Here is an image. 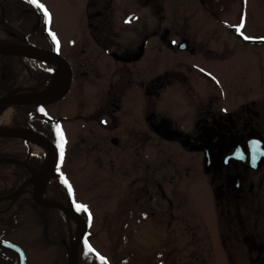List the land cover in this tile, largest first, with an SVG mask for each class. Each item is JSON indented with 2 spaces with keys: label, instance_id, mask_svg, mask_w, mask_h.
<instances>
[{
  "label": "rangeland",
  "instance_id": "rangeland-1",
  "mask_svg": "<svg viewBox=\"0 0 264 264\" xmlns=\"http://www.w3.org/2000/svg\"><path fill=\"white\" fill-rule=\"evenodd\" d=\"M89 1L38 0L51 17L50 27L47 30L48 40L44 37V33L39 32L41 28L38 26V20L29 15V11L13 9L12 14L8 10L6 14L9 18L10 25H7L9 29L21 28L27 33H34L30 38L33 43L43 47L48 41V49L67 57L75 64L76 74L71 93L64 99L65 101L52 106V110L45 108V112L56 119L62 117L65 120L63 125L67 127L68 133L67 138L64 139V160L57 170L56 179L67 181L65 184L68 187L71 186L70 191L73 193L75 203L85 206L86 210L77 206L76 210L88 220L87 241H90L97 253L108 264H116L114 261L116 254L120 257L134 256L132 263L137 264H229L228 258L220 250L222 247L219 242L216 245L212 241L209 246L208 237L202 238L200 245L193 241L195 228L200 226L203 218L198 214L202 209L198 206L199 200L192 190H199L205 186V177L201 176L202 172L195 155L173 143L161 141L149 124L143 123V120L136 125L131 139L127 134L119 147L107 141V131L94 128L91 122H87L86 116H90L95 107H93L94 102L90 91L86 93V88L90 90L93 81L92 76H81V73H84L90 65L88 64L86 69L79 70L77 60H92L93 56L88 52L91 50L90 41H88L90 32L86 25V15L94 10V7H86ZM125 1L114 2L117 4L113 12L115 22L111 18V8L108 13L104 11L103 23L107 26L101 32V43L111 34L110 38L114 45L116 43L115 47L122 46L123 42L129 43L134 40V37L137 34L140 35L145 27L149 29L152 24H156V19L151 20L148 16L149 4L155 5L154 1L147 2L145 5L132 2L136 6ZM229 1L232 2L228 10L231 12L237 10L232 15L236 26L249 37L264 38V0H227ZM162 7L164 15L162 22L164 26L170 27L171 32L168 37L171 42L176 41L179 35H183L191 40L193 46L197 45L193 41L200 44L203 42L206 45H212L213 48H221V53L211 54L210 56L214 58L210 60H191L192 54L189 52L172 53L167 51L166 47L164 49L161 47V52H158L155 37H150L147 55L140 59L144 60L140 64L142 73L148 81L174 73L187 76L196 91L206 84V87L221 89L228 95L237 90L239 93L248 95L264 94V44H245L236 37L239 41L236 45L234 42L228 43L229 37H232L229 35L230 31L220 26L201 30L200 25L213 26L217 21L211 17V21L205 22L202 19L204 18L202 13H199L203 7H196L191 0L164 1ZM126 13L132 15L126 16ZM176 17L182 20L176 21ZM131 21L135 25L128 26L133 24ZM174 23L178 24L180 29L185 28L188 35L173 27ZM227 23L230 24L229 19ZM102 24L100 20L96 23L98 26H103ZM140 25L144 27L138 30L137 26ZM226 42L227 49H224L223 44ZM234 45L235 47L231 49ZM105 48L100 47L96 51L100 53L101 60L110 58L105 53ZM21 60L24 66L21 77L29 75L37 82L39 81L38 73L34 72V69L37 72H45L44 70L49 69L48 77L39 83L42 85L41 88L53 86L56 82L57 67H61L58 63H52L40 57ZM232 60H237L238 66L233 70L228 69L230 68L228 66L226 69V64L231 63ZM196 62L208 68H211L210 64L215 65V71L211 72L212 77L205 79L198 75L194 67ZM88 70L93 72L91 68ZM86 79L88 80L85 81ZM167 79L168 77L164 80L168 82ZM174 84L177 83L174 82ZM8 85V83L0 82V96L13 91L14 87L8 88ZM34 93L37 92L31 94ZM79 96L82 98L72 107L71 104ZM156 99L152 90V94L147 98L148 105H151L147 110L149 115H156ZM184 100L179 93L167 92L161 101L162 111L166 114L176 113L175 119L182 122V114L188 110ZM97 104L98 102L95 105ZM14 112V107H6L3 119L0 121V128L11 124ZM80 113H84L85 117H82ZM89 121L93 122L90 117ZM81 123H83L82 127H80ZM64 126L60 128L63 133H66ZM96 136L100 141L99 144H96V139L91 142L90 137ZM32 146L41 156H47L49 153L47 148L37 142L32 143ZM48 196V192L43 191L45 200ZM167 202L173 203V208H170ZM159 206H163L160 213H153L159 209ZM172 213L177 218H174ZM67 218L68 224L63 235H67V240L73 242L82 229V223L72 215H68ZM160 227L168 231L175 229L180 241L178 243L176 234L172 235V242L169 236L163 235L164 252L158 259L157 244L162 241L159 236L163 233ZM202 232L199 231L198 234L201 236ZM3 233L14 234L15 236L11 237L14 239L28 240L30 237L44 233V228L38 221L34 208L30 204H25L18 213L17 221L11 224L0 221V234ZM127 237L131 240L119 241L120 238ZM117 243L118 248H116ZM176 244L179 248L178 254L172 253ZM129 248L135 249L137 255L130 253ZM30 256L31 264H64L66 259L64 252L60 255L58 245L37 251L31 250ZM243 263L246 264V262Z\"/></svg>",
  "mask_w": 264,
  "mask_h": 264
},
{
  "label": "flooded vegetation",
  "instance_id": "flooded-vegetation-1",
  "mask_svg": "<svg viewBox=\"0 0 264 264\" xmlns=\"http://www.w3.org/2000/svg\"><path fill=\"white\" fill-rule=\"evenodd\" d=\"M115 1L118 0H90L86 6L87 8L94 7V10L86 15V25L90 32V40L88 39V41H90L89 44L91 46V50L88 51V44L86 50L91 56L93 54V56L92 60H77V65L80 68L79 70L81 68L86 69L88 64L90 65L88 68L93 69V72H90L87 68L84 73H81L82 77L92 76L91 80L93 81L91 89L86 88V93L90 91L94 102L93 107H95L91 112L92 114L86 116L88 118V120L86 119L87 122H91L94 128H102L107 131V141L115 147H119L122 145L127 134H129V138L131 139L136 125H139V122L143 120V123L149 124L161 141L173 143L188 153L194 154L198 160L199 169L202 172L201 176L205 177V186L199 190H192V193L199 200L198 206L202 209V211L199 210L198 214L203 218L200 226L195 228L193 241L200 245L201 239L208 237L210 240L209 246H211L212 241L216 245L219 242V245L221 244L222 247L220 250L228 258L229 264H245L243 262H246V264H264V94L248 95L239 93L237 90L235 93L233 92L228 95L221 89L206 87V84H203L204 86L196 91L187 76L174 73L148 81V78H145V75L142 73V66L140 64L144 60L140 59H143L147 55L149 49L148 39L150 37H155L158 52H161L164 47L172 53L180 51L189 52L192 54L191 60H210L214 58L210 55L221 53V48H213L212 45H206L203 42L200 44L196 41H193V43L197 45L193 46L191 40L183 35H179L176 41L171 42L168 37L171 32L170 27L164 26L162 22L164 18L162 4L164 1L169 0H126L125 2H131L132 5V2L145 5L147 2L154 1L155 5L151 6L149 4L148 16L151 20L156 19V24H152L149 29L145 27L143 31L141 29L144 26H137L138 30H141L140 35L137 34L134 40H131L129 43L123 42L122 46L115 47L116 43L114 45L110 38L111 34L101 43V32L107 26L103 23L104 11L108 13L111 8V18L115 22V16L113 17V12L117 5L114 4ZM191 1L198 8L199 6L203 7H200L201 11L199 13H202L204 17L202 19L205 22L211 21V17H214L217 21L213 26H209L210 24L200 25L201 30L205 31L208 27L217 28V26H220L230 31L229 35L233 37H229L230 41L228 43L234 42L236 45V42H239L236 39L238 38L241 42H245V44H264V41H250L249 39L252 37L247 36L240 27L236 26L232 15L237 10L233 12L228 10V6L232 1ZM4 5V0H0L1 45L20 48L32 44L44 50L52 51L47 48L49 45L48 41L43 47L37 43H33L30 38L34 33H27L22 29L18 30V32L10 30L7 27L9 25L7 24L9 23V18L4 13ZM31 10L34 12L33 8ZM128 14L131 13H126L125 15L127 16ZM227 19H229L230 24L227 23ZM98 20L101 21V24L103 23V26L96 25ZM180 20L182 19L176 17V21ZM41 24L38 21V26L41 28L39 32L41 34L44 33V37L48 40L46 28L44 26L41 27ZM132 25L135 24L133 23L128 26ZM173 27H176L178 31L185 32V28L180 29L178 24L174 23ZM196 27L198 26L196 25ZM185 33L188 35L187 32ZM228 43L223 44L224 49H227ZM100 47L105 48V53L111 59L101 60L100 53H96ZM82 51H84L83 48ZM15 57L21 63L22 58H27ZM222 60H225V58H222ZM66 61V63L69 62L73 71V82L65 97L47 105H15V112L8 127L32 129L47 137L57 147L59 159L56 169L42 190H46L49 194L46 200L59 201L65 206L70 207L73 202L75 203L73 199L65 203L51 198L49 191L50 186L54 183L65 184V180L58 181L56 179L57 170L64 160V156L61 158V140L57 127L59 126L61 130L60 127L64 126L65 120L62 117L56 119L45 112V108L52 110V106L58 102H63L72 91L76 74L75 64L72 60ZM227 66L230 67L228 69L233 70L238 66V62L237 60H232L231 63L226 64V69ZM194 67L196 73L205 79L211 78V72H214L216 68L213 64H210L211 68H208L200 62H196ZM61 69L64 76L65 69L63 67ZM44 71L40 72L39 75L45 74L47 78L50 70ZM34 72L38 73L35 69ZM167 77L168 82L164 80ZM31 82L33 84L30 85ZM174 82L177 84H174ZM41 87L42 85L35 84V81L29 75L26 77L20 76L13 91L6 95H22L32 92L41 93L43 91H50L52 88L51 85L49 87ZM152 90L157 97L155 104L156 115H149L147 112L148 106L151 107L147 103V98L152 94ZM167 92L179 93L185 99V106L188 107V110L182 114V122L175 119L176 113L166 114L162 111L161 101L167 95ZM6 95H1L0 99ZM81 98L79 96L71 106L73 107V104L80 101ZM97 102L98 104L95 105ZM25 106H33V108L37 109L42 108L41 110L43 111L28 110V108H24ZM80 115L85 117L84 113H80ZM89 117L93 122L89 121ZM82 126L83 123H81L80 127ZM64 127L66 128V133H63V139H66L68 130L66 126ZM90 138L91 142L96 139V144L100 143L98 136ZM87 140L89 139L87 138ZM32 143H35V141L23 138L0 137V193L7 194L0 196V203L4 199L9 200V207L24 194H31L33 196L34 191L37 187H40L42 181L38 182L36 180V174L40 173L49 164V153L47 156H41L34 150L35 148L32 146ZM253 160L256 161L258 167H252L251 161ZM21 187L19 196L9 197ZM4 202L6 203L7 201ZM171 202H167V204L170 208H173L174 204ZM162 208L163 206H159V209L153 213L159 214ZM145 209H147L146 206ZM62 212L66 218L70 215L64 211ZM172 214L173 216L175 215L174 213ZM83 217L86 219L85 216ZM174 218H177V216H174ZM0 221L5 224H11L15 222V219L13 217L4 218L0 216ZM38 221H40L39 218ZM160 228L163 233L159 236L162 238V241L157 244L158 259L162 257L164 252L163 235L169 236L172 242V235L176 234L178 243L180 241L175 229L168 231L164 227ZM199 231H204L201 233V236L198 234ZM12 236L15 235L10 233L0 234V264H21L22 258L19 252L7 246L6 243L15 244L22 248L26 254V264L32 263L31 250L37 251L58 245L60 255L62 252L65 253L68 264V252L75 241L67 240V235L63 234L41 233L30 237L28 240L14 239L11 238ZM84 240L79 246L76 264H81V247ZM124 240L130 241L131 239L128 237L119 239V241ZM86 245L91 251L94 261H96L94 264H108L97 253L90 241H87ZM118 245L117 243L116 248H118ZM129 251L136 254L135 249L129 248ZM173 252L178 254L179 248L177 244ZM134 259V256L120 257L116 254L114 261L116 264H137L132 263ZM238 260L239 263H237Z\"/></svg>",
  "mask_w": 264,
  "mask_h": 264
},
{
  "label": "water",
  "instance_id": "water-1",
  "mask_svg": "<svg viewBox=\"0 0 264 264\" xmlns=\"http://www.w3.org/2000/svg\"><path fill=\"white\" fill-rule=\"evenodd\" d=\"M250 41H262L257 39H251ZM0 54L6 56H26V57H36L42 55H48L54 58L58 63L62 65L65 69V74L63 79L57 85L54 90L45 91L41 93L34 94L33 96H29V94H22V95H9L2 99H0V109L7 106H14V105H47L49 103H54L56 101L61 100L65 95L69 92L72 82H73V71L71 66L66 63L67 59L61 56L60 54L44 50L34 45H26L20 48H10L6 46L0 45ZM0 137L2 138H23L27 140H34L39 143H42L50 152V161L49 164L42 170L43 171V178L41 181L42 187H45L48 181L51 179L57 163L59 159V153L57 147L44 135L29 129V128H17V127H5L0 128ZM252 167H258L256 161H251ZM39 188L37 187L33 193L35 203L42 207V208H58L70 215H73L75 218L79 219L82 223V229L79 232L78 236L76 237L72 248L68 252V264H76L77 261V254L79 250V246L83 241L87 231H88V222L87 220L75 209L74 203L71 204L70 207L65 206L63 203L59 201H45L39 196ZM22 187L14 194L9 197H17L21 193ZM1 200V199H0ZM7 246L17 250L21 256V264H26V254L22 250V248L18 245L6 243Z\"/></svg>",
  "mask_w": 264,
  "mask_h": 264
},
{
  "label": "trees",
  "instance_id": "trees-1",
  "mask_svg": "<svg viewBox=\"0 0 264 264\" xmlns=\"http://www.w3.org/2000/svg\"><path fill=\"white\" fill-rule=\"evenodd\" d=\"M4 13L7 14V10L10 13H13V9H17L18 11H29L28 14L35 17L38 21H40L44 27L47 22V16L44 14V11L36 4L31 3L29 0H4ZM34 9V12L31 9ZM2 13V12H1ZM30 17V16H29ZM7 18V17H6ZM5 20V19H4ZM8 24V23H7ZM10 25V24H9ZM15 26V25H13ZM10 30H14L18 32L21 28H10ZM22 69L24 66L22 63L17 60L15 56H4L0 55V82L2 84H9L8 88H15L17 84V79H19ZM37 74V78L39 81H35V84H39L41 80L46 79L45 74L39 75ZM33 84L32 82L30 85ZM24 108L35 109L36 111H40L42 108H33V106H25ZM50 196L53 199L61 200L62 202L67 203L71 199H73V193L70 191L69 187L63 183H54L49 188ZM7 195L6 193H0V196ZM4 201H7L6 203ZM9 200L4 199L3 202L0 203V216L4 218L13 217L15 221H17L18 213L24 208L25 204H30L34 211L37 213V217L40 220V224L44 228V233L47 234H58L61 235L66 231V226L68 224V220L64 213L57 208H42L38 206L34 198L31 194H24L15 200L13 205L9 207ZM59 238V237H58ZM87 239L84 240L83 245L81 247V264H92L94 262V257L91 251L88 249L86 245ZM65 263L67 264V257L65 259Z\"/></svg>",
  "mask_w": 264,
  "mask_h": 264
},
{
  "label": "bare ground",
  "instance_id": "bare-ground-1",
  "mask_svg": "<svg viewBox=\"0 0 264 264\" xmlns=\"http://www.w3.org/2000/svg\"><path fill=\"white\" fill-rule=\"evenodd\" d=\"M50 62H52V63H55V62H53L52 60H49ZM57 69H58V78H57V80H56V82L53 84V86H52V88H51V90H54L56 87H57V85L59 84V81L61 80V78H62V76H63V71H62V69L61 68H59V67H57ZM34 94H30L29 96H33ZM6 110V107H3V108H1L0 109V121L3 119V116H4V111ZM42 178H43V171H41L40 173H37L36 174V180H38V182H40L41 180H42ZM42 185H40V188H39V196L42 198V196H43V190H42Z\"/></svg>",
  "mask_w": 264,
  "mask_h": 264
},
{
  "label": "snow or ice",
  "instance_id": "snow-or-ice-1",
  "mask_svg": "<svg viewBox=\"0 0 264 264\" xmlns=\"http://www.w3.org/2000/svg\"><path fill=\"white\" fill-rule=\"evenodd\" d=\"M30 2L33 3V4H36L38 6V8L43 9L44 14L46 16H48L49 21H50V19H51L50 14L48 13L47 9L42 4L38 3V0H30ZM53 37L55 38V34H53ZM245 38L247 39V37H245ZM41 111H43V110H41ZM57 132H58V135L60 136V140H61V158H63L64 139H63V132H62V130L59 129V126L57 127ZM65 183H67V181H65ZM69 189H71L70 185H69ZM77 207L80 208V209H85L86 210L85 206H83V205H77Z\"/></svg>",
  "mask_w": 264,
  "mask_h": 264
}]
</instances>
